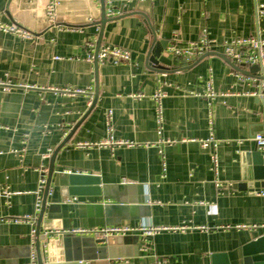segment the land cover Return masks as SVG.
Returning <instances> with one entry per match:
<instances>
[{
    "label": "crops",
    "instance_id": "1",
    "mask_svg": "<svg viewBox=\"0 0 264 264\" xmlns=\"http://www.w3.org/2000/svg\"><path fill=\"white\" fill-rule=\"evenodd\" d=\"M108 2L122 14L106 17L101 30ZM48 3L0 0V23L32 35L24 40L0 32V192L10 193L0 196V264H30L35 255L31 224L12 220L33 216L38 170L48 179L53 152L70 133L53 162L43 216L48 224L40 233H48L44 226L54 233L141 223L187 227L151 237L109 236L106 259L81 264H213L214 255L243 264L244 245L264 236V186L244 184L247 156L259 152L254 138L264 134V105L253 95L256 75L250 67L235 71L219 46L186 65L172 61L164 72L147 66L146 57L154 39L169 44L175 34L180 46L204 32L218 44L253 36L257 27L264 37L255 0H63L53 24L45 15ZM100 32L99 48L120 46L130 60L97 68L86 62L88 44L96 46ZM209 79L219 95L214 101L191 94H203ZM159 83L166 93L160 133L152 100ZM55 88L89 89L90 98ZM209 115L218 142L216 173L211 151L198 143L209 135ZM108 127L114 139L135 146H95L108 138ZM166 139L175 142L162 147ZM71 173L94 174L106 196L64 197Z\"/></svg>",
    "mask_w": 264,
    "mask_h": 264
},
{
    "label": "built area",
    "instance_id": "2",
    "mask_svg": "<svg viewBox=\"0 0 264 264\" xmlns=\"http://www.w3.org/2000/svg\"><path fill=\"white\" fill-rule=\"evenodd\" d=\"M63 0H49V3L47 4L45 8V15L48 18V23L53 24L56 22V11L57 8L61 5V2ZM135 0H123L124 3H131ZM144 1V0H139ZM254 12L257 22L261 18L264 17V3L261 2V0H255V6H254ZM122 11L120 9H117L113 6L112 2H108V5L104 9V15L107 18L113 19L118 18V16H121ZM257 31L255 35L250 36L248 38H238V39H232V40H225L221 43H216V41L209 39L206 32L203 33V35L196 41L188 42L184 46L178 45L176 41V34L173 36L172 40L169 44L166 46L165 54L168 56H171L176 61H182L185 65L188 63H191L195 60H198L205 56V54L213 51L215 46H219L221 48V52L223 56L228 59L232 64L236 66H245V67H252V66H258V71L256 72L255 80L257 82V89L255 93L253 94L255 97H259L264 105V37L261 34V29L258 27L256 28ZM0 32L5 34H10L17 36L24 40L31 39L32 35L20 27L19 25L15 24H3L0 23ZM89 47V53L87 54L85 60L86 62L90 63L92 66L94 62L96 61L97 65H102L106 61H111L113 65H119L120 63H125L130 60L131 53L129 50L124 49L122 47H112V46H102L101 48H98L96 50V46L93 43L88 44ZM55 59H58L57 57ZM211 78V77H210ZM1 84V83H0ZM55 91H59L64 94H78L83 96H88L90 98V90L86 89H54ZM195 97H204L207 98L210 102L214 101L219 95L215 92L213 87V81L211 79L208 80L206 84V89L203 94H193ZM141 95H137L136 97H140ZM166 97V93L163 89V86L161 83H159V86L156 88L154 95L152 96V100L156 104V117H157V125H158V133H160L162 129L163 124V117H162V111H161V102L162 99ZM111 112L108 111L106 118L108 121V124L111 120L110 118ZM208 119V137L205 140H199L198 143L202 149L210 150V162L212 170L216 173L218 170V156H217V147L218 142L214 138L213 133V118L212 115H209ZM111 127H108L107 134L108 138L104 139L101 142H98L94 144L97 147H104L106 145H109L111 147H127L131 148L134 147L135 144L128 140H116L111 135ZM66 133L64 134V136ZM254 141L256 143L257 149L259 151L264 152V134H258L255 136ZM175 141L171 140H162L161 145L162 147L165 146H171ZM162 147L158 148L157 151L161 157L162 160V168L164 171L165 168V156L164 151L162 150ZM15 154H21V151L17 153L16 151H13ZM51 154L46 153L44 155V158H49ZM40 172V176L37 182V191L35 192V201H34V214L33 216H24L21 218H15L12 220L13 223H21V222H27L31 224V238L35 239V231H36V219L38 217V214L42 207V201H43V194L46 190V184H47V175L46 171L41 168L38 170ZM49 194V192H48ZM0 196H4L8 198L10 196V193L4 189L2 192H0ZM264 227V225H263ZM243 228H250L255 229L257 226L247 227L243 226L240 227ZM185 229H188L187 227H175V228H166L162 226L158 227H152L146 223H141L140 226H129V225H114V226H106V227H89V228H75L68 232H55L56 234H69L74 236H80V237H91L96 240H107V237L109 236H124L126 234L131 233H139L145 237H151L153 235L158 234L160 231H184ZM53 231L48 232L46 234H54ZM35 244V241H34ZM36 263V257L34 254H31V260L30 264Z\"/></svg>",
    "mask_w": 264,
    "mask_h": 264
},
{
    "label": "water",
    "instance_id": "3",
    "mask_svg": "<svg viewBox=\"0 0 264 264\" xmlns=\"http://www.w3.org/2000/svg\"><path fill=\"white\" fill-rule=\"evenodd\" d=\"M102 19L100 22L101 30L106 23L107 19L104 15V8L101 13ZM101 33V32H100ZM102 33L100 34L99 41L96 44V50L99 48L101 43ZM167 42L156 41L153 40L151 50L147 54L146 64L147 66H152L158 72L166 71V66H170L173 61L176 63V60L173 58L169 60L164 56L166 51ZM98 51V50H97ZM208 54V53H207ZM205 54V55H207ZM205 57V56H204ZM203 58V57H202ZM201 59V58H200ZM228 64L232 66V68L238 73H246L242 68L245 67L243 65L236 66L232 64L228 59H226ZM93 67L97 68L96 61L93 64ZM258 66L250 67V71L256 72L258 71ZM96 98V96L94 97ZM95 104L93 102L90 111ZM87 111V112H88ZM87 114V113H86ZM85 117V116H84ZM83 117V118H84ZM82 118V119H83ZM71 134V133H70ZM70 134L68 137L58 146V148L53 152V157L50 162L49 167V175L46 184V190L44 193V198L42 201V207L38 214L36 220V231H35V244L34 251L36 257L35 264H81V262H88L90 260L95 259H106V249L110 245L108 240H96L94 238H81L79 236H73L69 234H57L53 237L48 236L47 234L40 233V229L43 226V223L48 224L47 221H43V216L45 212V201L46 196L49 191V183L51 176L53 174V162L56 157V153L59 149H61L64 145L68 143L70 140ZM250 159V160H249ZM247 175L246 181L244 184L249 189L258 190L260 187L264 186V174L261 175L260 172L264 170V152L253 153L252 155L247 156ZM259 173V174H258ZM259 176V177H256ZM99 179L94 174L82 175L77 173H71L67 176V186L66 189L62 191L64 197L68 196H106V190L103 191L100 189ZM44 229L48 232H51L50 227L44 226ZM98 244H102L103 246H98ZM137 246H140L137 244ZM243 264H264V236L254 241H251L244 245L243 248ZM222 261V263H219ZM213 264H228L226 261L222 260L219 255H214Z\"/></svg>",
    "mask_w": 264,
    "mask_h": 264
}]
</instances>
